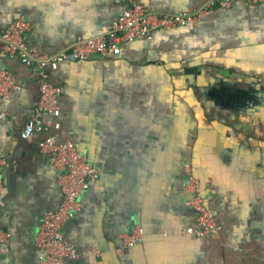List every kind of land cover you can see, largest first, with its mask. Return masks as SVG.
I'll use <instances>...</instances> for the list:
<instances>
[{
    "label": "crops",
    "instance_id": "crops-1",
    "mask_svg": "<svg viewBox=\"0 0 264 264\" xmlns=\"http://www.w3.org/2000/svg\"><path fill=\"white\" fill-rule=\"evenodd\" d=\"M208 0H0V66L22 85L0 117V264H40L37 235L59 207V170L38 140H73L99 176L63 228L79 250L76 264H264V0H234L197 26L157 29L119 51L49 68L64 87L59 128L32 141L21 131L40 97L38 76L3 51L18 18L26 42L45 53L107 33L139 2L158 12L193 11ZM196 167L207 205L221 225L199 236L186 187ZM144 228L141 242L123 235Z\"/></svg>",
    "mask_w": 264,
    "mask_h": 264
},
{
    "label": "built area",
    "instance_id": "built-area-1",
    "mask_svg": "<svg viewBox=\"0 0 264 264\" xmlns=\"http://www.w3.org/2000/svg\"><path fill=\"white\" fill-rule=\"evenodd\" d=\"M234 0H208L201 7L193 11L179 13L158 12L139 2H133L125 8L114 22L113 27L104 34L77 39L71 47L54 53H45L26 42V34L31 23L26 18L14 20L3 33L5 40L3 51L11 56H19L22 61L38 76L40 97L32 117L21 131V136L29 141L36 135H44L50 128L61 126L58 117L61 108L58 97L64 87L49 79V68L67 60H85L107 56L119 51L125 41L136 38H152L157 29H173L177 27L197 26L207 15L216 9L230 8ZM258 2L260 0H247ZM21 84L15 73L0 66V117L4 118V101L12 97ZM40 151L47 154L51 162L59 170V180L63 187V198L59 207L48 210L40 226L36 246L39 251L40 264H76L79 257L78 248L65 236L63 228L73 219L80 208V197L90 186L91 181L99 176L98 169L91 163L87 155L81 152L73 140L57 142L46 135L38 140ZM7 162L4 155H0V166ZM196 167L186 163V187L193 193L190 204L198 213L196 227L188 229L189 233L199 236H218L221 225L217 222L213 212L207 205V198L201 190V180L197 176ZM5 182L0 174V196L4 193ZM144 228L139 226L123 235L125 246H134L141 242ZM11 234L0 228V245L8 244Z\"/></svg>",
    "mask_w": 264,
    "mask_h": 264
}]
</instances>
